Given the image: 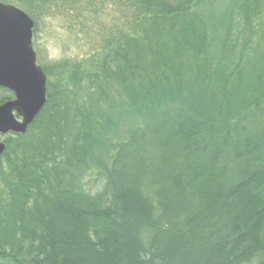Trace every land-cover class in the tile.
<instances>
[{
	"label": "trees",
	"instance_id": "1",
	"mask_svg": "<svg viewBox=\"0 0 264 264\" xmlns=\"http://www.w3.org/2000/svg\"><path fill=\"white\" fill-rule=\"evenodd\" d=\"M119 1L129 28L73 65L88 105L48 79L4 141L0 264H264V0Z\"/></svg>",
	"mask_w": 264,
	"mask_h": 264
},
{
	"label": "rangeland",
	"instance_id": "2",
	"mask_svg": "<svg viewBox=\"0 0 264 264\" xmlns=\"http://www.w3.org/2000/svg\"><path fill=\"white\" fill-rule=\"evenodd\" d=\"M0 3L5 4L1 1ZM229 4V0H216L207 4L206 12L217 17L227 12ZM46 5L48 10L32 9L33 13L30 14L35 24L32 48L36 54L37 64L44 74L49 70L51 74L47 81L49 79L53 86L62 85L69 89L70 109L73 105L83 103L88 105L90 100L88 88L91 79L87 74H92L93 69L86 70L84 78L81 73L77 75L75 72L77 67L73 65L85 64L86 61L90 63L93 56L100 50L103 51L100 47L101 40L117 30L128 29L134 12L119 0H63L58 7ZM66 64L69 65L68 69L62 67ZM79 70L81 71L82 68L79 67ZM73 76L79 82H74ZM6 137L8 136L0 137V142ZM8 173L9 169L3 161L0 163V197L2 198L5 190L4 176Z\"/></svg>",
	"mask_w": 264,
	"mask_h": 264
},
{
	"label": "water",
	"instance_id": "3",
	"mask_svg": "<svg viewBox=\"0 0 264 264\" xmlns=\"http://www.w3.org/2000/svg\"><path fill=\"white\" fill-rule=\"evenodd\" d=\"M34 26L26 12L0 3V88L14 94L0 106V135H25L47 103V77L32 48ZM5 150L0 143V157Z\"/></svg>",
	"mask_w": 264,
	"mask_h": 264
},
{
	"label": "flooded vegetation",
	"instance_id": "4",
	"mask_svg": "<svg viewBox=\"0 0 264 264\" xmlns=\"http://www.w3.org/2000/svg\"><path fill=\"white\" fill-rule=\"evenodd\" d=\"M12 94H13V93H12ZM11 100H14V94H13V98L10 99V100H8V101H11ZM8 101H6V102H8ZM6 102H5V103H6ZM5 103H4V104H5ZM1 105H3V104H1ZM1 105H0V106H1ZM6 135L9 137L10 135H14V134L9 133V134H6ZM6 135H0V137H2V136H6ZM6 138H7V137H6ZM6 138H5V139H6ZM5 139H4L3 141H5ZM3 141H1L0 143H4V144H5V142H3ZM5 145H6V144H5ZM6 148H7V147H6ZM5 152H6V150H5ZM5 152H4V153H5ZM3 155H4V154H3ZM3 155H2V156H3ZM2 156H1V157H2Z\"/></svg>",
	"mask_w": 264,
	"mask_h": 264
}]
</instances>
